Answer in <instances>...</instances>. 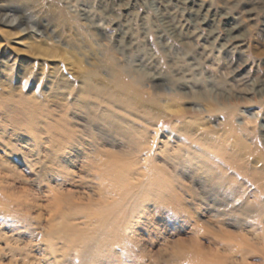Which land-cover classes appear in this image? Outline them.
Returning <instances> with one entry per match:
<instances>
[{"label": "rangeland", "instance_id": "rangeland-1", "mask_svg": "<svg viewBox=\"0 0 264 264\" xmlns=\"http://www.w3.org/2000/svg\"><path fill=\"white\" fill-rule=\"evenodd\" d=\"M51 1L99 27L142 106L99 95L101 69L99 91L66 99L93 115L52 111L55 80L85 92L81 49L47 0H0V264H264V0ZM20 93L42 112H18Z\"/></svg>", "mask_w": 264, "mask_h": 264}, {"label": "bare ground", "instance_id": "bare-ground-1", "mask_svg": "<svg viewBox=\"0 0 264 264\" xmlns=\"http://www.w3.org/2000/svg\"><path fill=\"white\" fill-rule=\"evenodd\" d=\"M47 2L51 3V5H53V6H51L53 8V11H57V13H63L62 14L63 17L61 19H59L57 17L58 20L56 21V23H54V26H55V28H59L60 29L61 34H65L69 38H70V36L72 37V40L66 41V47H68V50H69L68 53H70V51H71V53L74 56H78V53L76 52V50L78 48L81 49L80 55L82 56V59L79 58L78 61L77 60L76 61L73 60L72 64L76 65L77 68L80 69V70L83 69L84 72H85V75L82 77V82H81L83 84V87L82 88H84L85 92H80V90L78 91V89L75 90V92H74V89H72V85H70L69 83H67L66 80L59 79V80H55L54 81V84L51 86L52 89L50 88L51 89V94L49 95L48 98H45L46 103H50L51 106L53 105L54 107H56L57 101H55L56 100L55 98H57L58 101H62L60 99V97H63V100L65 102L62 104V106L57 107L56 109H52V111H54L56 113L63 112L65 115L74 114L76 112H78L80 114H83V115H86V116L93 115L92 108H90L89 106L82 105L83 103L81 104L82 106H78L76 103L75 104L72 103V105H70V104H68L66 102V99H67V97H70V95H71L75 99H77L79 97L81 99L84 98L87 101L88 98H89V96H91V92L96 91V90L99 91V88H98L97 84L93 81V78H95L97 76V74L100 73V70L101 69H106V77L107 78L105 80H106L107 84L105 86H103L104 89H102L100 92H98L99 95H101V96L102 95L108 96L109 99H110L109 100L110 103L115 102V101H119L118 98L120 99V101L121 100H124L125 103H127V106L128 107H133L132 108L133 110H136L138 107L142 106V104L139 103V100L136 99L137 98V96H136L137 93H136V91H134L135 90L134 87H132L133 84H136L135 83V80L136 79L133 78V77H131V78L129 77L130 79L128 81L131 82V84L129 82H128L129 84L128 83H125V81H123L122 80V77H121L122 76V72H120L118 74L115 71V67H117V66L113 62L109 66V64H106L105 63V62H108V61H102L103 59L101 60V58L99 57L98 49H97V47L95 45V41L93 40V38L96 35V32L98 33V28L99 27L98 26H92V28L89 27L88 29H91V30L93 29L94 31H92L90 33L91 35L84 34L82 32L81 28H79V20H80L79 17H77V16L70 17V15L68 13L66 15L64 13V11H61L59 9V6H58V4L56 2H53L51 0H47ZM37 5H39V4L37 3ZM41 6L44 8L43 5H41ZM38 7H39L38 8V11L41 10V7L40 6H38ZM44 9L47 10L46 8H44ZM48 38L50 39L51 36L49 35ZM34 50L36 52L40 53V54H43V55L47 56L48 58H56L58 56V52L53 47L50 48V49H46V48H43L42 49L41 47H35ZM90 57L92 59H90ZM85 58L86 59H90L92 61L91 62V65H90L91 66L90 67L91 69H88V70L87 69H84L83 65H84V62H85ZM67 60H69V59L67 58ZM19 77L20 76H16L15 78L18 79ZM77 78L78 77H76V79ZM25 79H26L25 77H22V81H24ZM157 79L158 78H155V79L152 78L150 80H157ZM9 81L12 83V77H10ZM108 84H112V87L109 88ZM78 88H80V87H78ZM9 90H11L9 92L13 93V89H9ZM81 91H83V89H81ZM20 97H21V101H20L19 104H17L18 105V107H17V111L18 112H25V110H27L29 108H33L36 113H37V111L39 112L40 109L37 106H41V105L35 104V102H34L35 101V98H33V96H31L33 99L30 97L32 100H30V98L29 99H25L22 96V93H20ZM75 99H73V100L76 102ZM132 100H135L134 103H132L131 105H128V101H132ZM46 106H47V108L49 107V105H46ZM94 125L96 126V124H94ZM96 129L98 130V132L100 131L98 127H96ZM233 129L231 127H229V131H228L229 134H233L234 133ZM116 134H118V136H120V137H123V138L125 137L123 135H120L119 132L116 133ZM125 139L128 140V142H131V141H129L131 139V137H130V139H128V138L125 137ZM142 139L143 138L140 139L141 141L138 140V142H140V143L141 142L147 143L146 142L147 140L146 141L145 140L143 141ZM132 141H133V144L135 146L134 147L131 146V149L133 148V150H134V148H140L138 150V153L137 154L142 153L143 152V149L141 148V146L143 145V143H142V145L141 144L137 145V143H136V141L134 139H132ZM192 143H194V141L191 140L190 147H187L190 150H192L191 149ZM129 147H127L126 151L130 150ZM197 148L200 149L201 151H203V150H206L208 148H211V146H210V143H208V142L200 141V143L197 144ZM133 150L130 153L131 155L130 154H126V155H128V156L130 155V156L133 157V152H135ZM177 150H178V148H177ZM126 151H125V153H127ZM144 151H146V148H145ZM192 152H194V151H190L189 152V156L191 154V157L192 158L195 157L196 160H198V159H200V158H202L204 156V155L202 156L203 153L201 154L199 151H198V153H200L201 156L198 155L195 152L194 153H192ZM128 153H129V151H128ZM176 154L177 153H175L174 155H176ZM205 156L206 157H203V158H206V159L209 158L208 155H205ZM174 157H176V158L173 159V160H177L178 159L177 156H174ZM209 159H211V158H209ZM128 160L130 161V158L128 159L126 157L125 159H122V160L121 159H118V160H113V161L115 162L116 165L125 167V165H131L133 163V162H129ZM166 160H167V158H166ZM170 160L171 159H169L168 162ZM135 161H138V157H137V159ZM182 163L184 164V161H182ZM165 164H167V163H165ZM178 165L180 166L179 163H178ZM121 169H123V168H121ZM155 172H157L158 174H161V173H159V171L156 168V169H153L150 172V174L152 173V176L150 175V177H153L154 174H155ZM160 172H162V171H160ZM161 175H164V174H161ZM150 180H152V179H150ZM146 191H147V189H146ZM152 191H154V190H152ZM144 192H145L144 189H142V191H140V193L142 195H144L146 193V192L145 193ZM136 201H137V199H134V205L135 206H136ZM117 232H118V230H115L114 235H113L114 238H110L111 241H113L112 239H115V234Z\"/></svg>", "mask_w": 264, "mask_h": 264}]
</instances>
